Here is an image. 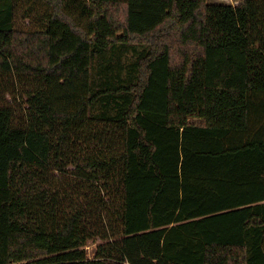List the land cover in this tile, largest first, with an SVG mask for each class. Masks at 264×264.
Returning <instances> with one entry per match:
<instances>
[{
  "label": "trees",
  "instance_id": "trees-1",
  "mask_svg": "<svg viewBox=\"0 0 264 264\" xmlns=\"http://www.w3.org/2000/svg\"><path fill=\"white\" fill-rule=\"evenodd\" d=\"M20 1L0 264H264V0H28L36 30Z\"/></svg>",
  "mask_w": 264,
  "mask_h": 264
},
{
  "label": "rangeland",
  "instance_id": "rangeland-1",
  "mask_svg": "<svg viewBox=\"0 0 264 264\" xmlns=\"http://www.w3.org/2000/svg\"><path fill=\"white\" fill-rule=\"evenodd\" d=\"M211 4H225V5H237L238 0H208ZM20 4V5H19ZM19 13L17 15L16 24L23 29L36 30L41 28V20L46 14L44 7H36L31 1L23 0L19 2ZM31 10V11H29ZM98 241L91 242L86 248L89 258H93L95 249L98 245Z\"/></svg>",
  "mask_w": 264,
  "mask_h": 264
}]
</instances>
